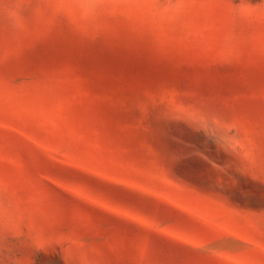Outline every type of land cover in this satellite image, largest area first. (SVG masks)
Here are the masks:
<instances>
[{
  "label": "rangeland",
  "instance_id": "374dc122",
  "mask_svg": "<svg viewBox=\"0 0 264 264\" xmlns=\"http://www.w3.org/2000/svg\"><path fill=\"white\" fill-rule=\"evenodd\" d=\"M0 264H264V0H0Z\"/></svg>",
  "mask_w": 264,
  "mask_h": 264
}]
</instances>
